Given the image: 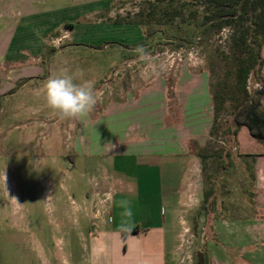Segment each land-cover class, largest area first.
Instances as JSON below:
<instances>
[{"label":"rangeland","instance_id":"374dc122","mask_svg":"<svg viewBox=\"0 0 264 264\" xmlns=\"http://www.w3.org/2000/svg\"><path fill=\"white\" fill-rule=\"evenodd\" d=\"M195 1L22 0L21 50L0 56V264L14 255L41 264L36 239L59 235L57 223L69 218L84 223L78 207L84 197L92 203L101 165L94 145L109 138L110 114L103 109L154 76H165L172 97L182 66L206 70L211 94L225 101L203 145L190 144L200 154L202 194L195 209L180 216L177 254L185 258L178 264H196L199 252L203 264H214L225 248L219 240L222 214L229 221L249 220L254 196L241 187L229 87L249 51H241V27L199 33L191 14ZM182 3L188 6L176 11ZM63 70L77 83L94 82L100 99L82 117L61 120L44 102V83ZM259 80L252 70L247 89L253 92ZM174 102L172 97L176 110Z\"/></svg>","mask_w":264,"mask_h":264},{"label":"crops","instance_id":"0c3cea01","mask_svg":"<svg viewBox=\"0 0 264 264\" xmlns=\"http://www.w3.org/2000/svg\"><path fill=\"white\" fill-rule=\"evenodd\" d=\"M1 1L0 56L5 58L12 49L21 50L17 37L22 28V0ZM261 56L263 66L255 89L262 91L264 112V45ZM210 82L206 70L182 66L172 95L176 110L171 109L165 76H154L146 86L103 109L109 111L110 126L108 140L94 145L101 164L98 188L91 204L84 197V205L78 207L83 224L79 217L75 223L69 218L67 223H57L59 235L36 239L41 264H178L184 260L177 254L178 222L201 199L200 154L190 144L194 140L203 145L213 123ZM103 111L97 117L99 123ZM235 144L241 187L254 196L253 211L248 221H229L222 214L219 240L225 248L212 263L264 264V140L242 125ZM2 264H33V260L14 255Z\"/></svg>","mask_w":264,"mask_h":264},{"label":"trees","instance_id":"16d2710c","mask_svg":"<svg viewBox=\"0 0 264 264\" xmlns=\"http://www.w3.org/2000/svg\"><path fill=\"white\" fill-rule=\"evenodd\" d=\"M191 10L199 33L210 28L220 30L224 26H233L240 31V46L242 52L249 51V56L240 59L235 67L236 79L232 81L230 100L235 105L233 123L234 133L245 125L250 134L264 140V112L261 108L262 91L255 89L250 92L246 83L249 73L255 70L261 76L263 58L261 48L264 45V0H197ZM188 3H182L178 12L183 11ZM250 38V39H249ZM238 91V92H235ZM214 102L213 124L217 123L219 110L223 107L225 98L212 95Z\"/></svg>","mask_w":264,"mask_h":264},{"label":"clouds","instance_id":"9594fccd","mask_svg":"<svg viewBox=\"0 0 264 264\" xmlns=\"http://www.w3.org/2000/svg\"><path fill=\"white\" fill-rule=\"evenodd\" d=\"M137 51L142 53L143 49L138 48ZM79 76L83 78V70H79ZM40 92L46 106L61 120L88 114L100 99L93 81L82 80L77 83L74 75L68 70H63L62 74L50 76ZM128 214L131 215L130 210Z\"/></svg>","mask_w":264,"mask_h":264},{"label":"water","instance_id":"95a60500","mask_svg":"<svg viewBox=\"0 0 264 264\" xmlns=\"http://www.w3.org/2000/svg\"><path fill=\"white\" fill-rule=\"evenodd\" d=\"M197 264H203V257H202L201 252H199V254H198V263Z\"/></svg>","mask_w":264,"mask_h":264},{"label":"flooded vegetation","instance_id":"af4514ba","mask_svg":"<svg viewBox=\"0 0 264 264\" xmlns=\"http://www.w3.org/2000/svg\"><path fill=\"white\" fill-rule=\"evenodd\" d=\"M197 263H198V261H197ZM197 263H196V264H197Z\"/></svg>","mask_w":264,"mask_h":264}]
</instances>
